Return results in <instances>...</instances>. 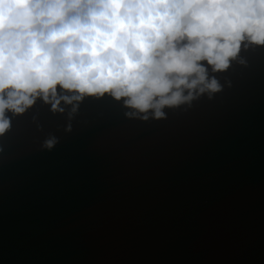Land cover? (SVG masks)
Returning <instances> with one entry per match:
<instances>
[{
    "label": "water",
    "instance_id": "95a60500",
    "mask_svg": "<svg viewBox=\"0 0 264 264\" xmlns=\"http://www.w3.org/2000/svg\"><path fill=\"white\" fill-rule=\"evenodd\" d=\"M241 56L160 119L107 95L7 112L0 264H264V46Z\"/></svg>",
    "mask_w": 264,
    "mask_h": 264
},
{
    "label": "clouds",
    "instance_id": "9594fccd",
    "mask_svg": "<svg viewBox=\"0 0 264 264\" xmlns=\"http://www.w3.org/2000/svg\"><path fill=\"white\" fill-rule=\"evenodd\" d=\"M249 45L264 46V0H0V136L38 99L69 120L105 95L163 118L220 91Z\"/></svg>",
    "mask_w": 264,
    "mask_h": 264
}]
</instances>
